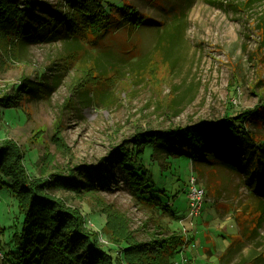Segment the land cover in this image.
Masks as SVG:
<instances>
[{
    "label": "rangeland",
    "instance_id": "obj_1",
    "mask_svg": "<svg viewBox=\"0 0 264 264\" xmlns=\"http://www.w3.org/2000/svg\"><path fill=\"white\" fill-rule=\"evenodd\" d=\"M124 3L135 22L112 11L116 27L84 38L35 31L20 46L0 34V142L18 147L30 179L51 180L42 194L80 214L84 231L112 257L124 244L170 242L173 232L181 246L153 254L165 264H264L263 186L244 171L215 159L193 171L186 155L154 152L146 166L169 197L167 212L133 195L116 162L137 130L219 122L247 109L264 115V0H108L107 7ZM169 30L175 38L165 45ZM24 79L38 84L33 96L17 91ZM252 119L247 128L264 140V124ZM66 176L78 184H55ZM189 177L203 189L193 218L185 217ZM11 184L0 172V264L23 216Z\"/></svg>",
    "mask_w": 264,
    "mask_h": 264
},
{
    "label": "trees",
    "instance_id": "obj_2",
    "mask_svg": "<svg viewBox=\"0 0 264 264\" xmlns=\"http://www.w3.org/2000/svg\"><path fill=\"white\" fill-rule=\"evenodd\" d=\"M58 2V7H51L40 0H0V34L8 33L20 46L35 36V31L38 36L44 31L48 32L54 40H75L84 38L90 31L116 27L119 17L110 18L112 11L119 13L120 22L128 16L134 22L138 18L130 16L134 12L126 3L108 8V0ZM35 8L47 12L48 16H34ZM33 17L36 18L37 29L32 25ZM172 32L174 30L170 31V37L165 34L161 38L165 45L175 38ZM38 88L37 83L24 79L17 91L33 96ZM0 101L6 103L5 98ZM256 117L264 124V115L258 114L256 109H247L233 116L227 115L219 122L200 120L187 126L137 130L131 136V147L120 149L116 162L133 195L147 202L152 201V204L156 202L167 212H170L165 204L168 195L162 187L154 185L152 173L145 161L154 160L156 156L153 153L159 150L165 151L166 156L175 152L190 157L193 171L196 165L209 159H215L228 168L240 169L248 174L249 182L263 186V191H259L264 194V140H255V134L246 126L248 118H253L254 123L258 122ZM0 172L11 177V186L19 198L23 214L20 230L13 234V246L6 252V263L2 264H117L121 257L128 264H165L163 259L156 260L160 255L153 254L165 251L171 256L172 250L182 244L180 233L172 232L170 242L154 239L147 246L137 242L128 245L119 243L122 250L112 257L84 231L80 214L64 208L58 199L42 194L44 185L51 180L30 179L18 147L9 140L0 142ZM95 176L97 179L94 181L100 184L102 173ZM56 180L58 186H64L65 183L76 186L79 182L74 176ZM87 182L92 185L93 179H87Z\"/></svg>",
    "mask_w": 264,
    "mask_h": 264
},
{
    "label": "built area",
    "instance_id": "obj_3",
    "mask_svg": "<svg viewBox=\"0 0 264 264\" xmlns=\"http://www.w3.org/2000/svg\"><path fill=\"white\" fill-rule=\"evenodd\" d=\"M187 190V205L185 217L193 218L200 211L201 203L203 200V189H201L196 184L193 177H189Z\"/></svg>",
    "mask_w": 264,
    "mask_h": 264
}]
</instances>
